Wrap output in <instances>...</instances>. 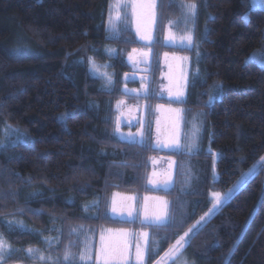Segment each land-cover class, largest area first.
<instances>
[{
  "label": "trees",
  "instance_id": "16d2710c",
  "mask_svg": "<svg viewBox=\"0 0 264 264\" xmlns=\"http://www.w3.org/2000/svg\"><path fill=\"white\" fill-rule=\"evenodd\" d=\"M174 1L158 0L153 89L139 97L126 93L141 87L138 79L127 78L135 70L127 52L139 45L129 29L108 37L110 0H0V133L11 127L25 137L13 135L0 145V232L12 243L41 244L59 226L61 240L52 248L59 253L70 246L77 225L94 227L96 241L104 226L143 229L163 234L158 251L148 249L146 264H152L211 208L212 192L225 193L259 162L251 178L190 234L187 246L193 264H264V9L251 0H187L197 4L194 43L178 48L165 42L167 23L180 10ZM24 40L33 52L20 49ZM107 44L119 50L112 59L117 80L111 90L100 89L87 67L90 57L103 60ZM162 51L187 52L192 69H200L199 75L192 71L184 104L203 111L206 128L200 152L177 156L178 166L189 157L196 172L188 191L190 211L178 207L181 222H176L181 201L174 195L182 193L183 179L171 190L151 187L152 160L160 152L118 134L116 107L101 115L91 103L144 100L153 116L162 100L157 93ZM214 88L220 92L211 102ZM116 192L138 202L150 192L170 196L173 218L152 223L116 216L110 211ZM93 199L98 210L86 213L83 206ZM12 217L34 230L9 228L6 219Z\"/></svg>",
  "mask_w": 264,
  "mask_h": 264
},
{
  "label": "rangeland",
  "instance_id": "374dc122",
  "mask_svg": "<svg viewBox=\"0 0 264 264\" xmlns=\"http://www.w3.org/2000/svg\"><path fill=\"white\" fill-rule=\"evenodd\" d=\"M251 1L255 7L264 9V0ZM174 2L178 5L180 10L173 18L169 19L166 34L168 38L167 43L173 47L191 48L194 43L197 4L194 1L187 0H176ZM157 3L158 0H110L107 17L108 37L119 38L124 30L129 29L135 34V40L139 45V49L143 53H151L153 51V31L151 30L153 26L149 25V19L154 17ZM143 5L147 7L146 13H142L141 11ZM20 49L33 52L34 46L24 40L23 46H21ZM132 51L133 50L127 52V58L134 67V63L130 59ZM118 52L119 50L115 45L107 44L101 52L103 56L102 61L96 60L94 57L88 59L87 67L90 74L98 78V87L100 89L111 90L116 84L117 73L112 59ZM198 57L199 53L197 52V65H199ZM163 58V74L160 76L157 90L158 96L161 97L162 100L161 103H158L159 105L157 104L152 109L153 113H159L161 118L171 117V120H173L175 126V147L172 153L153 158V170L150 176L155 171L162 173L168 162V156H170L169 163L171 170H169V174H167V186H163V189H173V187L177 185V182L180 181L181 177L184 181L183 186L180 187V192L182 193L174 196L177 197L176 203L183 200L182 205L177 206V208L181 207L187 210V207L191 204L188 191L192 189V183L196 176V172L192 167L189 157L187 159L183 157L181 165L178 166L179 162L177 156L178 153L192 156L200 152L202 148L204 131L206 128L204 113L200 110L189 111L184 104L188 94V86L192 71L199 75L200 69L198 66L194 67V70L192 69L191 57L187 52H169L165 53ZM121 79L124 82L126 76L123 75ZM122 87L126 89V84L123 83ZM176 92H179L180 95L177 96L173 94ZM219 92V88L213 89L211 102L214 98L219 96ZM125 100L126 99L120 98L116 100V103L110 100L101 102L92 100L91 103L98 110L99 114H106V112L111 111L113 107H116L118 112L117 115H121L123 106L131 108L133 105H142V103L138 102L128 103ZM124 132L131 134L133 130L124 129ZM13 135L16 137L15 140L25 138L15 130L13 131L11 127H4L0 133V145L5 143L9 137L11 140L14 139L12 137ZM205 148L206 150H210L208 144ZM216 160L217 155L214 156L212 166V176L215 179L218 177ZM262 161H264V158L261 162ZM258 165L259 162L243 174L229 188L232 190L231 192H229V189L225 193L212 192L210 195L212 201L211 208L203 213L189 229L179 233L170 249L155 259L152 264H193L194 259L187 246L190 234L212 217L225 200L233 196L243 184L251 178ZM180 172L182 174H180ZM151 178H149V180ZM214 193H220L221 195V203L215 208H213V204L215 203ZM124 195L125 194L116 192L111 198L110 209L113 208L115 211L114 215L119 217L122 216L119 214V207L116 208L118 205L117 199ZM133 197L130 196L128 198H131L134 205L137 203L138 206V211L133 215L134 217L152 223H166L173 218L174 214L170 213V207L172 208L173 201L175 202V200L170 196H162L157 192H150L142 197V202H138L139 198L137 197H134V200ZM127 199L125 201H127ZM152 199H154L153 202L150 201ZM83 207L86 213L95 214L98 210V200H89ZM179 210L180 208L177 209L178 213H180ZM202 217L203 219H201ZM184 218V213L177 214L176 222H181ZM6 221L9 228L17 226L21 229L34 230L30 224H27L26 221L20 217H12L6 219ZM52 227L53 228H51L45 236H42L41 244L27 246H18L12 243L0 232V264H27L29 261H42L45 262V264L55 261H74L82 264H91L93 261L96 264H146L149 247L152 248L153 252H157L160 248L161 237L163 236V234L159 235L161 233L143 229L104 226L101 228L98 240L96 241V231L94 227L77 225L72 229L74 239L70 243V246L56 253L52 248L57 247L60 243L61 228L59 226ZM138 251L140 253L139 257L137 256Z\"/></svg>",
  "mask_w": 264,
  "mask_h": 264
},
{
  "label": "flooded vegetation",
  "instance_id": "af4514ba",
  "mask_svg": "<svg viewBox=\"0 0 264 264\" xmlns=\"http://www.w3.org/2000/svg\"><path fill=\"white\" fill-rule=\"evenodd\" d=\"M156 7H157V5H156ZM156 7H155V12L156 13L154 14V17L152 16L153 18L149 19V25L153 26L152 29H151L153 31L152 42H154V40H155V28H156L155 19L157 17ZM143 10H144V12H143ZM141 11H142V13H146L147 12L146 5L142 6ZM167 25H168V23H167ZM167 30L168 29H166V33L165 34H167ZM167 40H168V38L165 35V42L168 45ZM138 50H139V53H140L141 58L143 59V61L150 62L152 64V69H151L152 80H151V90H150V92H151L152 89H153V83H152V81H153V70H154L153 60L156 57V55H154V51H152L151 53H143L140 49H138ZM170 52H174V51H170ZM165 53H169V51H162L159 55H157V58L161 61V64H162L161 65L162 66L161 75L163 74V61H164L163 57H164ZM134 69L136 70V65L135 64H134ZM138 80L141 82V87L140 88H143L144 84L146 83L145 78L144 77H140V78H138ZM144 102H146V101L141 100V102H138V103H142L143 104ZM159 103H161V102H159ZM131 113H132V110H131L130 107L126 108V107L123 106V108L121 110V115L118 114V116H117V124H118L117 132L122 138L131 139L132 141L136 142L137 139H135L134 136L136 135V133H137V131L139 129V126H140L139 120H136L135 122L130 123V124H126V125L122 124V119H125V118L129 117ZM153 115L154 116H151L150 113H149V110H148L143 144L144 143L151 144L158 152H160L158 154L159 156H162L163 154L167 155V153H172L174 151L173 149L175 147V143L173 142V141H175V135H174L175 126H174V122H173V120H171V117L161 118L159 113H157V112L155 114L153 113ZM125 127H128V129H132L133 133L129 134V133L124 132V128ZM169 143H170V146H168ZM170 158L171 157L168 156V162L166 163V167L164 168L162 173L155 171L151 175L152 178L155 175L158 176V179H159L158 180V187H157L158 189H163V186H167L168 177H167L166 173L169 174V170H171L170 169V163H169L170 162ZM162 181H163V183H161ZM128 197H130V196L124 195L123 197L117 199L118 200V202H117L118 205L116 206V208L119 207V211H120L119 214L122 217H125V215H122V214L125 213V210H126V208L128 206V203H125L126 202L125 200ZM153 200L154 199H152L150 201L153 202ZM182 201H181V205H182ZM137 211H138V206H137V203H136L134 205L132 216ZM189 211H190L189 207H187L186 212H189ZM114 212L115 211L112 208L111 209V213L114 214Z\"/></svg>",
  "mask_w": 264,
  "mask_h": 264
},
{
  "label": "water",
  "instance_id": "95a60500",
  "mask_svg": "<svg viewBox=\"0 0 264 264\" xmlns=\"http://www.w3.org/2000/svg\"><path fill=\"white\" fill-rule=\"evenodd\" d=\"M130 59L136 65V70L128 74L127 78L133 80V79H138L140 77H144L146 80V83L142 89L128 88L126 90V93L129 95L146 97L150 93V90H151L152 64L150 62L143 61L139 53V50L137 48L133 49L132 54L130 55ZM131 110H132V113L130 114V116L125 119H122V124L126 125V124L133 123L136 120H139L140 126L134 138L137 139V143L141 146L143 145L144 134H145L148 103L144 102L141 106L133 105L131 106ZM168 146H170V143L168 144ZM158 180H159L158 176L155 175L153 178L149 180V185L154 188L158 187ZM161 183H163V181ZM125 203H128V206L125 210V213L122 215H125L126 218H130L133 214L134 203L132 202L131 198H128Z\"/></svg>",
  "mask_w": 264,
  "mask_h": 264
},
{
  "label": "snow or ice",
  "instance_id": "6c2138e0",
  "mask_svg": "<svg viewBox=\"0 0 264 264\" xmlns=\"http://www.w3.org/2000/svg\"><path fill=\"white\" fill-rule=\"evenodd\" d=\"M194 7V6H193ZM171 91V90H170ZM174 95H177V96H179L180 95V93L179 92H176V93H173ZM174 143H175V141H173ZM232 190L231 189H229V192H231ZM214 196H215V203L213 204V208H215V207H217L218 205H220V203H221V195H220V193H214ZM201 219H203V217L201 218ZM199 223V222H198ZM139 255H140V253H139V251L137 252V256L139 257Z\"/></svg>",
  "mask_w": 264,
  "mask_h": 264
},
{
  "label": "crops",
  "instance_id": "0c3cea01",
  "mask_svg": "<svg viewBox=\"0 0 264 264\" xmlns=\"http://www.w3.org/2000/svg\"><path fill=\"white\" fill-rule=\"evenodd\" d=\"M166 35V34H165ZM133 197V196H132ZM133 199L135 200V198L133 197ZM170 213H171V207H170ZM134 217V216H133ZM132 218V217H131Z\"/></svg>",
  "mask_w": 264,
  "mask_h": 264
},
{
  "label": "bare ground",
  "instance_id": "6f19581e",
  "mask_svg": "<svg viewBox=\"0 0 264 264\" xmlns=\"http://www.w3.org/2000/svg\"><path fill=\"white\" fill-rule=\"evenodd\" d=\"M181 210V209H180Z\"/></svg>",
  "mask_w": 264,
  "mask_h": 264
}]
</instances>
